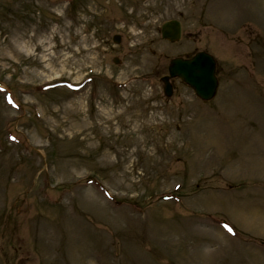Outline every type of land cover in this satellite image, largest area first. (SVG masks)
Masks as SVG:
<instances>
[{"label":"rangeland","instance_id":"obj_1","mask_svg":"<svg viewBox=\"0 0 264 264\" xmlns=\"http://www.w3.org/2000/svg\"><path fill=\"white\" fill-rule=\"evenodd\" d=\"M263 184L264 0H0V264H264Z\"/></svg>","mask_w":264,"mask_h":264},{"label":"water","instance_id":"obj_2","mask_svg":"<svg viewBox=\"0 0 264 264\" xmlns=\"http://www.w3.org/2000/svg\"><path fill=\"white\" fill-rule=\"evenodd\" d=\"M161 35L163 39L171 42L177 41L180 37L179 24L174 21L164 24ZM118 41V39H115V42ZM214 69L215 65L212 58L204 53H199L191 60L172 61L169 66V75L170 77H179L192 87L198 97L208 101L214 97L217 87ZM168 80V77L162 79L167 97L172 93Z\"/></svg>","mask_w":264,"mask_h":264},{"label":"bare ground","instance_id":"obj_3","mask_svg":"<svg viewBox=\"0 0 264 264\" xmlns=\"http://www.w3.org/2000/svg\"><path fill=\"white\" fill-rule=\"evenodd\" d=\"M239 214H240V213H239ZM240 215H242V214H240ZM251 220H252V222H255V223H257V224L264 225V218H263V217H262V219H255V218H252Z\"/></svg>","mask_w":264,"mask_h":264},{"label":"snow or ice","instance_id":"obj_4","mask_svg":"<svg viewBox=\"0 0 264 264\" xmlns=\"http://www.w3.org/2000/svg\"><path fill=\"white\" fill-rule=\"evenodd\" d=\"M229 231H231V229H228Z\"/></svg>","mask_w":264,"mask_h":264}]
</instances>
